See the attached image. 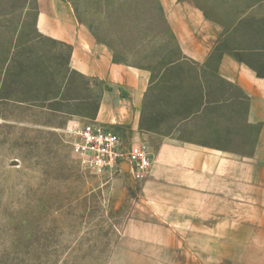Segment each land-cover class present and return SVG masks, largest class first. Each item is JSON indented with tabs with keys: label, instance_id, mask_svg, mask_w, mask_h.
Listing matches in <instances>:
<instances>
[{
	"label": "rangeland",
	"instance_id": "obj_1",
	"mask_svg": "<svg viewBox=\"0 0 264 264\" xmlns=\"http://www.w3.org/2000/svg\"><path fill=\"white\" fill-rule=\"evenodd\" d=\"M69 1L126 61L150 69L140 133L152 153L166 138L252 151L247 98L216 66L220 50L264 64L249 50L264 44V22H252L264 0H186L222 26L204 63L182 55L153 0ZM37 11V0H0V264H170L121 239L140 181L97 176L71 152L69 129L94 121L101 86L70 69L68 46L38 31Z\"/></svg>",
	"mask_w": 264,
	"mask_h": 264
},
{
	"label": "crops",
	"instance_id": "obj_2",
	"mask_svg": "<svg viewBox=\"0 0 264 264\" xmlns=\"http://www.w3.org/2000/svg\"><path fill=\"white\" fill-rule=\"evenodd\" d=\"M182 55L204 63L222 26L186 0H153ZM36 27L71 46V70L101 86L94 121L141 140L151 71L134 65L77 17L69 0H37ZM111 41V40H110ZM218 74L247 98L246 121L257 131L250 153L162 139L121 239L145 259L170 264H264V77L220 50ZM155 250L156 254L147 252Z\"/></svg>",
	"mask_w": 264,
	"mask_h": 264
},
{
	"label": "built area",
	"instance_id": "obj_3",
	"mask_svg": "<svg viewBox=\"0 0 264 264\" xmlns=\"http://www.w3.org/2000/svg\"><path fill=\"white\" fill-rule=\"evenodd\" d=\"M69 134L71 152L93 174L127 175L137 182L147 177L153 153L146 141L127 138L120 130L96 121L75 125Z\"/></svg>",
	"mask_w": 264,
	"mask_h": 264
},
{
	"label": "trees",
	"instance_id": "obj_4",
	"mask_svg": "<svg viewBox=\"0 0 264 264\" xmlns=\"http://www.w3.org/2000/svg\"><path fill=\"white\" fill-rule=\"evenodd\" d=\"M252 22H253V23H256V24H258L259 22H260V23H263V22H264V19H263V18H262V19H252ZM63 44H64V45H67L68 48H69V51H70L71 46L68 45V44H65V43H63ZM249 50L252 51V52H256V55H257V54H258V55H261V53L264 54V44L259 45V46H250ZM232 51H233V50H232ZM232 54L235 56V58H236L240 63L245 64V65H246L247 67H249L252 71H254L255 74H256L257 76H259V77H264V64H261V65L259 64V65H257V64H254L253 62L245 61L244 59H242V58L240 57V55H239L238 53L235 52V50L233 51ZM141 128H142V124H141V122H140V129H141Z\"/></svg>",
	"mask_w": 264,
	"mask_h": 264
}]
</instances>
